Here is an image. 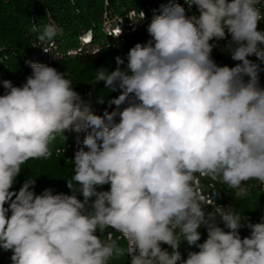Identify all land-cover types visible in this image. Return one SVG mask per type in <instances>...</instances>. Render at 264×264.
<instances>
[{"label": "clouds", "instance_id": "clouds-1", "mask_svg": "<svg viewBox=\"0 0 264 264\" xmlns=\"http://www.w3.org/2000/svg\"><path fill=\"white\" fill-rule=\"evenodd\" d=\"M185 3L199 15L187 16L179 4L163 7L147 25L151 39L116 56L115 70L97 69L93 84L119 91L107 100L112 111L96 114L66 72L42 63L26 62L32 75L19 87L2 81L0 249L11 252V264H108L126 255L130 264H264V217L252 223L206 191L220 183L246 197L249 181L264 191V0ZM128 18L143 20L145 13L132 10ZM30 31L37 33L33 47L55 48L54 22L42 31L33 23ZM227 35L234 67L211 55L210 41ZM68 131L85 133L82 141L77 136L82 146L65 180L71 194H36L35 179L13 190L22 166L50 159L53 142H65ZM106 184L108 191H97ZM201 226L207 238L198 243ZM242 227L249 236L241 238ZM182 241L199 251L182 259Z\"/></svg>", "mask_w": 264, "mask_h": 264}, {"label": "trees", "instance_id": "trees-1", "mask_svg": "<svg viewBox=\"0 0 264 264\" xmlns=\"http://www.w3.org/2000/svg\"><path fill=\"white\" fill-rule=\"evenodd\" d=\"M172 4L184 7L187 16L199 15L196 6L189 8L185 0H0V95L6 92L2 81L7 80L13 86H21L26 78L32 75V69L26 62H35L54 67L59 72H66L72 80L74 90L84 100L93 101L96 114L103 113L105 108L109 110L114 105L108 107L107 100L118 96L119 91L110 92L104 88L103 82L93 84L97 69L104 67L109 71L115 70L116 56L125 58L129 49L136 43L143 44L151 39L146 31L147 25L154 16L162 14L163 7ZM132 10H136L137 14L143 11L145 18L130 20L128 13ZM49 22H54L60 32L54 37L55 48L45 53L41 47L32 46L37 33L30 29L35 23L42 31L43 26ZM117 26L121 28V35H109V31ZM258 29L264 30V20L258 23ZM230 39V35H227L225 40L210 41L216 44L211 55L219 66L234 67L239 63L231 59L226 47ZM97 47L102 51L94 55V49ZM249 59L260 63L255 56ZM261 67L264 68V64H261ZM259 76L260 81H264V72ZM97 98H105V103H95ZM64 135L67 137L65 142L59 137L53 142V156L50 159L29 160L22 166L13 190L18 191L26 179H35L36 194L46 188H52L54 194H71L65 180L73 175L72 158L74 152L82 146L77 144V136L82 141L85 133L68 131ZM57 148L64 149L60 156L55 155ZM202 183L208 185L212 182L205 178ZM245 186L249 191L246 197H236L235 189H229L220 183H215L213 188H206V191L209 194H219L215 197L217 205L225 208L231 206L248 221L260 222L264 217V191L257 181H249ZM109 188L110 185L106 184L99 186L97 191H108ZM78 198L83 199L82 196ZM205 211H212V207L206 206ZM216 223L224 228L219 218ZM224 230L228 231L226 228ZM199 232L201 239L198 243H203L207 238V229L201 226ZM239 234L241 238L247 237L250 235V229L242 227ZM97 235L100 233L97 232ZM124 243L123 240L120 241V244ZM161 247L171 251L166 244H161ZM179 251L182 259H186L188 252H196L199 249L182 241ZM10 256V251L0 249V264H11ZM130 259L131 257L126 255L119 259L113 258L108 264H130Z\"/></svg>", "mask_w": 264, "mask_h": 264}, {"label": "rangeland", "instance_id": "rangeland-1", "mask_svg": "<svg viewBox=\"0 0 264 264\" xmlns=\"http://www.w3.org/2000/svg\"><path fill=\"white\" fill-rule=\"evenodd\" d=\"M245 80H246V79H245ZM260 86H261V87H264V81H263V80L260 81ZM121 107H123V106H121ZM113 108H115V106H113L112 108H110L108 111H112ZM101 114H102V113H101ZM118 121H119V117L116 118V122H118Z\"/></svg>", "mask_w": 264, "mask_h": 264}]
</instances>
